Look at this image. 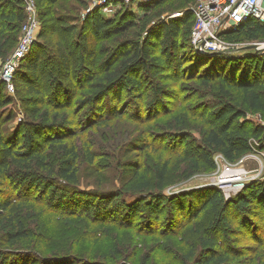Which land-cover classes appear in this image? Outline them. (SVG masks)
Returning <instances> with one entry per match:
<instances>
[{"label":"rangeland","instance_id":"obj_1","mask_svg":"<svg viewBox=\"0 0 264 264\" xmlns=\"http://www.w3.org/2000/svg\"><path fill=\"white\" fill-rule=\"evenodd\" d=\"M110 1L59 0L48 7L36 3L38 26L28 53L16 62L14 75L19 71L16 81L14 78L12 81L14 91L9 89L2 70L8 61H13L23 24L17 42L0 56L2 134L16 133L21 126L39 121V112L46 108H50L51 114L66 113L72 125L53 133L59 136L60 142L44 133L39 145L52 163L58 160L61 145H75L80 188L120 191L123 192L121 197L134 201L139 198L134 187L142 182L148 185L147 191L189 196L178 202L176 209L180 214L177 215L165 207L159 215L155 214L158 218H153L144 206L126 220H112L107 216L91 218L84 213L69 214L51 208L35 189L21 190L17 185L1 182L0 195L13 200L7 210L0 212V219L24 223L32 230L25 239L4 244V248L13 252L7 264H45V258L47 264L70 261L75 264H264V192L246 207L234 200L238 194L243 197L248 193L247 187L252 182L264 181V140L251 136L250 148H241L233 160L213 151L215 168L208 167L201 159L203 135L222 121L218 122L213 112L218 102L213 92L215 86L205 85L200 76L213 73L216 67H209L207 63L193 65L189 34L182 43L187 47L182 46L181 56L172 60L169 69L173 78L164 83L169 92L164 94L163 101L156 105L150 103L152 87L158 78L139 73L137 77L145 83L142 96L125 89L120 100L116 98L111 104H105V99L101 114L78 102L87 95L89 87L85 73L77 72L78 51L72 41V30L61 23L57 25L58 30H52V21L57 16L63 18L64 25L76 27L74 33L89 10L97 7L104 16L111 17L114 24L129 25L121 33L97 42V45L103 43L105 49L116 46L123 38L142 40L151 26L170 17H182L196 0H144L143 5ZM191 24L192 20L188 22L190 27ZM249 25L251 22L243 28ZM239 38L240 41L234 42L250 41L242 35ZM257 40H264V34ZM58 51H63L64 55ZM254 53L255 48L239 49L228 54L232 55L230 57L213 61L215 65L218 63L217 67L225 68L227 75L248 79L242 58ZM66 55L71 59L68 77L62 59ZM34 60L40 84L35 82V75L28 72L26 77L22 72ZM26 84L40 87L43 96H34L26 89ZM260 98L264 104V92L260 93ZM33 99L38 100L34 107ZM239 120L252 132L257 126L264 129V107L248 109L246 116ZM185 135L189 136V141L181 138ZM2 157L0 151V161ZM163 161H167V171L160 191L156 166ZM227 165L232 167L233 175L219 181ZM218 192L223 205L212 197ZM220 209L224 212V221L211 226ZM203 239L213 240L217 247L212 252L213 260L202 256Z\"/></svg>","mask_w":264,"mask_h":264},{"label":"trees","instance_id":"obj_2","mask_svg":"<svg viewBox=\"0 0 264 264\" xmlns=\"http://www.w3.org/2000/svg\"><path fill=\"white\" fill-rule=\"evenodd\" d=\"M58 1L36 0V3L39 6L48 7ZM140 5H143V2H140ZM25 18V0H0V56L17 42ZM62 20L63 18L57 16L56 20L52 21V30H58L57 25L61 23V26H65L73 32L74 38L72 41L78 51L77 72L85 73L84 78L87 80L89 87L87 95L78 100L82 106L87 105L94 108L96 114H101L106 102L111 104V101L116 98L120 100L121 92L125 89L130 90L137 96H142L145 83L137 77L139 73L158 78V81L152 87L153 98L150 103L156 105L158 102L163 101L164 94L169 92L168 86L164 83H168L173 78L169 69L172 60H176L181 56L182 46L187 47L182 43L189 34L188 40L192 51L191 56L194 60L193 65L207 63L210 65L209 67H216L213 73H203L200 76L205 85L215 86L213 92L217 96L218 102L213 112L217 121H222L203 135L204 147L200 151L201 159L208 163V167L215 168L216 165L212 157L213 151H219L228 159L233 160L241 148H250L249 138L251 136L264 140V129L257 126V130L252 132L246 126H243V121L239 120V118L246 116L248 109L261 110L264 107L260 98V93L264 92V55L254 53L247 58H242L245 59L242 64L245 66L248 79H244V76L239 79L237 74L234 78L227 75L225 68L217 67L218 63L215 65L216 62L213 60L232 55L200 56L196 54L190 42L191 29L194 23L192 8L187 9L182 17H170L151 26L147 30V36L142 40L123 38L116 46L105 49L102 47L103 43L97 45V42L107 39L113 34L121 33L129 25L120 27L114 24L111 17L100 13L99 7L89 10L76 33H74L76 27L64 25ZM190 20H192L191 27L188 25ZM244 26L240 25L233 32L228 33L227 38L231 41H240L239 36L242 35L244 39L252 41L257 40L264 34V22L252 21L251 25L246 28H243ZM58 53L63 54V51L61 53L58 51ZM62 59L67 68L68 77L70 76L71 59L68 55L62 56ZM18 71L14 75V81H16ZM36 71L37 65L34 60L30 61L22 72L26 77H28V72L35 75V82L37 81L40 84V77ZM249 76H254L255 79L253 80ZM28 81L29 79L26 82ZM145 82L147 81L145 80ZM26 89L31 91L34 96H43L41 88L38 86L34 87L26 84ZM37 102L36 99L31 101L33 107ZM39 114V121L29 123L26 126L23 125L16 133L10 135L2 134L4 118L0 114V151L3 155L0 161V184L1 182H9V184L17 185L21 190L31 191L35 189L36 193L49 207H56L69 214L84 213L91 218L107 216L112 220H126L133 214L138 213L144 206L148 207L149 216L153 218H158L155 214L158 213L159 215V212H162L165 207H168V210L175 215L179 213V209H176L179 206L178 202L185 199L189 194L166 195L155 193L146 190L148 187L146 183L137 182L134 190L139 194V198L134 201H127L121 197L123 192L120 191L100 192L80 188L77 185L78 169L76 161L78 150L75 145L72 143L61 145L59 157L55 163L49 161V156L39 145L41 138L45 136L44 133L51 140L60 142L58 140L59 136L53 135V133L57 129L70 127L72 125L71 121L67 118L66 113L51 114L50 108L43 109ZM181 138L185 142L190 140L188 135L181 136ZM129 169L134 170L135 175L138 174L135 168L130 167ZM166 171L167 161H163L156 166L160 191L164 186ZM247 189L249 192L243 197L238 194L234 198L243 207H246V204L250 201L256 200L264 192V181L252 182ZM212 197L216 201L220 200L223 205V198L219 192ZM12 200L11 197L0 195V212L7 210L11 206ZM223 221L224 212L220 209L217 211L215 220L211 222V226L220 224ZM0 228L2 230L0 234V264H7L13 252H9V249L4 248V244H14L19 239H25L32 234V230L24 223L16 224L12 219H7L5 222L0 219ZM202 243V256L209 261L213 260L215 255L212 252H215L217 248L214 241L203 239ZM220 259H223V257H220ZM44 262L47 264V258ZM59 264H75V262L70 261Z\"/></svg>","mask_w":264,"mask_h":264},{"label":"built area","instance_id":"obj_3","mask_svg":"<svg viewBox=\"0 0 264 264\" xmlns=\"http://www.w3.org/2000/svg\"><path fill=\"white\" fill-rule=\"evenodd\" d=\"M121 1L129 4L144 0ZM192 10L194 23L190 42L196 52L207 54L223 51L226 54H232L241 49V46L252 43L255 45L256 53L264 55V40L236 43L227 38V34L233 32L240 25H246L252 21L264 22V0H196ZM25 11L26 18L22 26V36L14 52L13 61H8L2 70L9 89L13 91L12 81L16 71V62L28 53L38 26L35 18L36 0H25ZM231 168L227 165L218 180L225 181L226 178H230L233 175Z\"/></svg>","mask_w":264,"mask_h":264},{"label":"water","instance_id":"obj_4","mask_svg":"<svg viewBox=\"0 0 264 264\" xmlns=\"http://www.w3.org/2000/svg\"><path fill=\"white\" fill-rule=\"evenodd\" d=\"M245 48H255V45L254 44H252V45H248V46H245V47H243V48H241V49H245ZM215 53H219V54H226L225 52H223V51H216Z\"/></svg>","mask_w":264,"mask_h":264}]
</instances>
